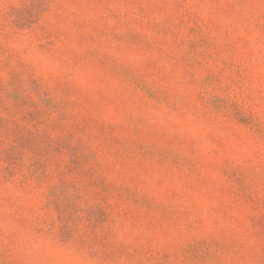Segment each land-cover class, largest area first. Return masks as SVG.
Returning <instances> with one entry per match:
<instances>
[{
	"label": "rangeland",
	"instance_id": "374dc122",
	"mask_svg": "<svg viewBox=\"0 0 264 264\" xmlns=\"http://www.w3.org/2000/svg\"><path fill=\"white\" fill-rule=\"evenodd\" d=\"M0 264H264V0H0Z\"/></svg>",
	"mask_w": 264,
	"mask_h": 264
}]
</instances>
